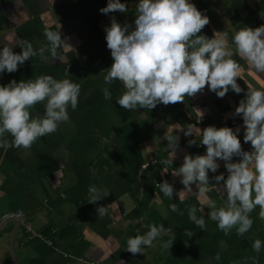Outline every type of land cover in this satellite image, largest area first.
I'll list each match as a JSON object with an SVG mask.
<instances>
[{"label": "crops", "instance_id": "obj_1", "mask_svg": "<svg viewBox=\"0 0 264 264\" xmlns=\"http://www.w3.org/2000/svg\"><path fill=\"white\" fill-rule=\"evenodd\" d=\"M193 2L210 17L202 32L212 37L215 31H226L230 44L239 28L264 24L260 16L264 0ZM106 4L107 0H0V39L14 35L39 50L50 47L46 30L61 31L67 38L56 57L47 52L48 58L42 59L38 52L18 71L5 72L0 83L51 74L81 85L78 106L74 110L69 107L70 119L57 131L38 138L27 149L0 148V217L24 211L32 227L45 237L29 238L19 226L13 239L16 263L264 264V248L260 252L253 248L256 239L264 241L259 205L249 213L253 224L248 232L240 235L233 227L225 233L210 218L207 206V198L221 205L220 193L213 188L201 194L196 184L187 191L181 176L173 175L186 154H195V145L188 141L202 138L197 129L243 124L234 113L244 93L230 90L220 98L206 87L183 102L159 104L152 110L122 108L116 100L124 91L123 84L117 80L109 85L104 80L113 63L105 27L113 15L121 23L133 22L135 10L129 0L128 13L103 14L99 9ZM14 51L22 49L15 46ZM234 58L241 64V87L245 91L264 89V74H257L239 55ZM105 87L111 99L105 98ZM32 111L33 115H44V104L35 105ZM196 117L206 120L195 125L192 136H185ZM165 134L180 137L172 165L163 163L172 151ZM8 139L13 137L8 134ZM151 159L157 160L156 167L140 174L141 163ZM220 163L218 173L227 174ZM163 180L174 187L171 198L161 191ZM91 187L97 191H90ZM94 195L101 199L92 203ZM172 204L177 205L176 210ZM100 205L107 210L103 217L97 213ZM193 206L206 227L189 219ZM153 223L164 225L154 246H145L144 253L129 252L128 237L146 233ZM12 233L14 224L5 223L0 234V264H13Z\"/></svg>", "mask_w": 264, "mask_h": 264}, {"label": "clouds", "instance_id": "obj_2", "mask_svg": "<svg viewBox=\"0 0 264 264\" xmlns=\"http://www.w3.org/2000/svg\"><path fill=\"white\" fill-rule=\"evenodd\" d=\"M134 5L133 22L121 23L113 15L105 27V40L113 63L107 68L104 80L112 84L119 80L124 91L116 102L125 109H155L159 104L183 102L186 96H194L206 87L220 98L232 90L244 97L235 108L234 115L242 118L243 124L232 126L209 125L197 129L202 139L193 138L189 145L206 146L200 154H186L183 163L173 171L181 176L187 191L196 184L201 194L215 188L223 201L218 206L215 199L207 198L211 209L210 218L228 233L236 227L240 235L248 232L253 224L251 213L260 206V217L264 218V89L246 90L238 83L240 62L235 55L245 60L257 74H264V24L245 26L236 30L229 41L228 32L215 31L212 37L202 32L210 23L206 10L199 9L193 0H131ZM129 0H107L99 11L103 14L128 13ZM264 18V12L260 13ZM50 47L35 49L27 39L14 35L0 39V77L5 72L19 70L39 52L47 59V52L56 57L67 38L61 31L46 30ZM19 46L22 51H14ZM234 46V47H233ZM81 85L69 78L57 79L51 74H42L35 79L15 78L0 83V148H30L40 137L57 131L60 124L70 119L69 107L76 109ZM106 99L111 92L104 89ZM44 104V115H33V107ZM195 125L184 131L192 136ZM10 134L13 139H8ZM243 143L250 142L251 150ZM171 158L165 165L174 164L180 137L167 135ZM225 172H219L221 163ZM210 172L216 174L210 177ZM218 173V174H217ZM214 179L215 183L211 181ZM164 196L172 197L174 187L166 180L160 183ZM90 191L96 192L95 187ZM104 195H108L104 192ZM101 197L94 195L92 203ZM173 210L177 205H171ZM202 210V209H201ZM106 208L97 207L103 217ZM195 206L189 209V219L201 228L206 227L204 218L196 215ZM164 225L151 224L149 230L127 239V250L133 254L144 253L145 246H154L161 236ZM191 235V232H188ZM171 243V240L168 241ZM253 248L260 252L264 241L256 239Z\"/></svg>", "mask_w": 264, "mask_h": 264}, {"label": "built area", "instance_id": "obj_3", "mask_svg": "<svg viewBox=\"0 0 264 264\" xmlns=\"http://www.w3.org/2000/svg\"><path fill=\"white\" fill-rule=\"evenodd\" d=\"M206 120L205 118L202 117H196L193 121H191L189 123V126L191 125H197L199 123H201L202 121ZM202 139V138H200ZM197 139V140H200ZM242 146L245 150H251V144L250 142L245 144L242 141ZM196 152L202 154L205 151L206 146H196ZM194 154V155H195ZM157 164V160L156 159H151L149 161H144L143 163H141L140 167H139V172L140 174H142L144 171H146L150 166L156 167ZM218 174V173H217ZM216 174H213L210 172V177H214ZM212 182H215L214 179L212 180ZM8 218H15L17 219V221L19 222V225L21 226V228L23 229L25 235L29 238L32 237H37L40 239H45V237L43 235H41L37 230H35L32 225L30 224V222L27 219V215L24 211L21 210H16V211H10V212H6L5 214H3L0 217V224L1 222H3L4 220L8 219ZM45 242H47V244L49 245H53V241L52 240H48L46 239Z\"/></svg>", "mask_w": 264, "mask_h": 264}, {"label": "water", "instance_id": "obj_4", "mask_svg": "<svg viewBox=\"0 0 264 264\" xmlns=\"http://www.w3.org/2000/svg\"><path fill=\"white\" fill-rule=\"evenodd\" d=\"M7 222H12L14 224V233H12L11 236H10L9 245H10V252H11V257H12L13 264H17L16 263V259H15L14 250H13V239H14L16 231H18L20 225H19V222L17 221V219L8 218V219L4 220L3 222H1V224H0V234L3 232L4 225Z\"/></svg>", "mask_w": 264, "mask_h": 264}]
</instances>
